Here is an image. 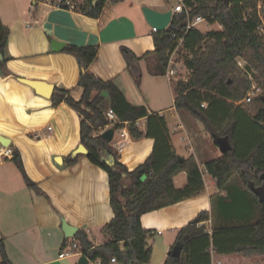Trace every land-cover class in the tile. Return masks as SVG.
<instances>
[{"label": "crops", "instance_id": "obj_1", "mask_svg": "<svg viewBox=\"0 0 264 264\" xmlns=\"http://www.w3.org/2000/svg\"><path fill=\"white\" fill-rule=\"evenodd\" d=\"M165 1L107 0L100 15L91 16L78 9L55 8L46 1L0 0V43L7 31L4 51L11 72L3 73L4 68H0V142L4 138L2 144L19 150L26 174L39 188L27 185L12 159L0 161V242L12 264H79L84 254L59 256L68 247L65 244L75 242L80 229L95 245L104 243L101 228L114 217L108 172L92 163L87 153L75 154L82 144L78 112L65 102L53 105L51 96L22 80L52 83L54 89H69L75 99H80L81 68L76 57L64 51L68 44L98 45V56L90 70L103 80L114 81L131 103L149 110L148 116L138 120L142 138H134L127 126L114 129L111 144L120 151L122 163L133 169L153 152L162 163L168 150H174L184 158L194 156L203 172L205 189L201 193L142 216L143 227L152 232V256L147 264H164L173 248L179 246V230L188 224L204 223L197 222V215L211 210V198L219 191L205 164L222 157L224 151L220 144L206 138L205 129L188 111L176 108L175 82L166 74L155 73V55L144 56L155 49V32L143 8L173 10L174 3ZM53 40L65 46L55 50ZM121 46L144 56L137 63L139 79L128 68ZM159 76H167L172 84L171 106L156 103L161 97L156 88ZM109 128L107 125L100 132ZM178 140L190 146L189 155L179 152ZM75 157L77 160L70 163L69 159ZM174 180L176 186H183L188 173L182 171ZM64 222L78 228L75 236L67 235ZM205 224L210 228V221ZM233 254L239 253L211 249L212 264H228L227 257ZM261 258L264 263V256ZM0 264H4L1 250ZM88 264H101V260L89 259Z\"/></svg>", "mask_w": 264, "mask_h": 264}, {"label": "trees", "instance_id": "obj_2", "mask_svg": "<svg viewBox=\"0 0 264 264\" xmlns=\"http://www.w3.org/2000/svg\"><path fill=\"white\" fill-rule=\"evenodd\" d=\"M106 1L80 0L77 9L99 16ZM185 6L191 16L201 15L221 29L188 28L187 12H175L167 29L154 33L155 49L144 56L153 53L157 59L155 73L165 75L173 51L183 40L177 56L185 53L182 63L187 78L174 80L175 106L200 121L215 144L223 139L230 149L205 164L219 191L211 198V210L197 215V222L204 223L188 224L179 230L181 255L169 254L164 264H212L211 249L244 256L264 255V199L259 193L264 189V0H186ZM7 36L5 31L0 43L3 73H11L4 51ZM121 50L128 68L139 79L137 63L144 56H137L127 46H121ZM64 51L74 55L80 65L78 86L83 87V94L75 99L69 89L56 87L52 103L65 102L78 112L87 157L109 174L114 212L112 220L101 228L104 243L95 245L82 229L74 241L85 256L93 261L100 259L101 264H111L112 258L118 264H147L152 256V232L143 227L142 216L201 193L205 189L203 172L194 156L181 160L174 150H168L162 163L154 152L133 169L122 163L120 151L100 130L107 125L113 129L127 126L130 134L140 139L144 132L138 120L149 115L148 108L131 103L114 81L103 80L90 70L98 56V45L68 44ZM239 58L245 60V68L238 65ZM255 84L261 92L244 103ZM109 109L118 120L112 126ZM12 160L27 185L39 190L26 174L18 149ZM76 160L70 158L69 162ZM182 171L188 173V180L178 187L174 178ZM205 221L211 222L210 228ZM0 250L3 263L12 264L2 241Z\"/></svg>", "mask_w": 264, "mask_h": 264}, {"label": "built area", "instance_id": "obj_3", "mask_svg": "<svg viewBox=\"0 0 264 264\" xmlns=\"http://www.w3.org/2000/svg\"><path fill=\"white\" fill-rule=\"evenodd\" d=\"M41 1L49 2V4L55 8H67V9H71V10H77V5H78L80 0H41ZM167 1H169V2L175 1V3H174L175 5L173 7L174 13L175 12L182 13L183 11L187 12L188 28H192V27H198L199 28V25L202 22H207L206 18L201 16V15H197V16H191L190 15L189 10L185 6L186 0H167ZM152 29L154 32L159 31L157 27H153ZM260 29L262 30L263 27H260ZM173 37L175 38L176 35H174ZM182 41L183 40L180 39L177 47L173 51L169 65H168V68H167V71H166V75L168 76V78L170 80H178L179 78H181V76H183L184 79L187 78V69L185 68V65L182 62L179 63L177 61V57H176L177 52L182 45ZM237 63L241 68L246 67V62L242 58L237 59ZM180 69H182V70H180ZM182 72H185L186 74L182 75ZM260 91H261L260 87H258L255 84L253 86L252 91L250 93H248V95L244 99V102H246V103L251 102L253 97L256 96V93L259 94ZM202 106L206 107L207 104L203 103ZM107 115H108L109 122H110L111 126L118 122L116 114L112 109L108 110ZM14 153H15V150L13 147H11L10 145L2 144L0 142V161L12 159L14 157ZM75 253L83 254V251L80 249V246L76 241L69 244L68 247H65L60 252L59 256L60 257H67V256H71L72 254H75ZM112 261L113 262L116 261V258H112Z\"/></svg>", "mask_w": 264, "mask_h": 264}, {"label": "water", "instance_id": "obj_4", "mask_svg": "<svg viewBox=\"0 0 264 264\" xmlns=\"http://www.w3.org/2000/svg\"><path fill=\"white\" fill-rule=\"evenodd\" d=\"M230 0H225L226 3H229ZM97 2V1H96ZM143 12L145 14V17L147 19V21L149 22L150 25H152L153 27H157L159 31H165L167 29V27L169 26L172 16H173V10L169 9L165 12L162 11H158L154 8L145 6L143 8ZM170 35V34H169ZM53 44V48L55 50H61L65 44L64 42L61 41H56L53 40L52 42ZM0 57L2 58V54L0 55ZM22 80L26 83H28L29 85L33 86L39 93L50 97L54 91V84L52 83H48L45 81H41V80H32V79H24L22 78ZM264 100V97L262 98ZM114 133L115 130L113 128H109L107 130H105L102 135L103 137L108 140V141H112L113 137H114ZM1 142H6L4 140V138H1ZM219 144L221 146V149L223 151H226L228 149H230V145L226 140L223 139H219ZM87 153L88 150L87 148L81 144L75 151L76 153ZM181 160H183L184 158L182 156H179ZM107 162H110L108 159H105ZM264 177V176H263ZM259 193L261 194V196H263L264 199V189L261 188L259 189ZM196 222V221H194ZM64 230L66 231L68 236H75L77 233L78 228H75L73 226H69L66 222H64ZM181 248L180 246H175L173 248V250L170 252V254H172L173 256H180L181 254ZM79 264H88L89 263V259L85 256L82 255L79 258L78 261Z\"/></svg>", "mask_w": 264, "mask_h": 264}, {"label": "rangeland", "instance_id": "obj_5", "mask_svg": "<svg viewBox=\"0 0 264 264\" xmlns=\"http://www.w3.org/2000/svg\"><path fill=\"white\" fill-rule=\"evenodd\" d=\"M165 2H167V1H165ZM171 3H175V1H173ZM171 3H169V4H171ZM199 28L201 30H203V31H208V30H212V29H214V30L215 29L216 30L217 29H221V26L219 24H217V23L211 25L208 22H202L199 25ZM184 54L185 53L182 51V55L176 56L177 57V61L179 63H181L183 61ZM180 70H182V69H180ZM185 74H186L185 72H182V75H185ZM158 78L160 79V83H159V85L156 86V88L159 89V95L161 97H160L159 100H156V103H160V105H163L164 104V105L171 106L173 104V91H172V89L171 90L169 89V86L171 88L172 87V84L169 82L167 76L166 77L165 76L164 77L159 76ZM147 80H148V77H147ZM146 81H145V84H146ZM169 83H170V85H169ZM151 86H152V82H150V85L148 86V88H150ZM145 88H146V86H145ZM161 93L163 95H161ZM256 95H258V93H256ZM244 103H246V102H244ZM246 104H243V106L245 107ZM197 122L201 126V128L204 129L203 124L200 121H198V120H197ZM205 134H206L205 136H208L206 138L209 141H211L212 139L210 138L209 134L206 131H205ZM177 143H179V145H181V147L179 148V152L181 154H183V155H189V153H190L189 152L190 146L189 145H186L185 142L182 141V140H178ZM200 161H202V158H200ZM207 179L208 180L211 179L209 175H207ZM215 220L217 221L216 214H215ZM263 256L264 255H259V254H254V255H250V256H244L242 254H237V255L236 254H233L232 256L227 257V258H230V259H229V261L226 260V262L228 264H264L263 263V259L261 258ZM218 264H220V263H218ZM224 264H226V263H224Z\"/></svg>", "mask_w": 264, "mask_h": 264}]
</instances>
